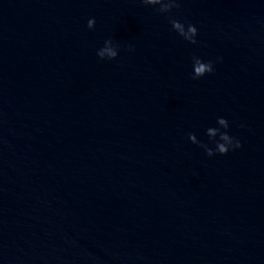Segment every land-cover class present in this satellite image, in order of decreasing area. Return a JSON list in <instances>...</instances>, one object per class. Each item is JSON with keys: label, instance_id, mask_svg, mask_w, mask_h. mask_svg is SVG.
Instances as JSON below:
<instances>
[{"label": "water", "instance_id": "1", "mask_svg": "<svg viewBox=\"0 0 264 264\" xmlns=\"http://www.w3.org/2000/svg\"><path fill=\"white\" fill-rule=\"evenodd\" d=\"M171 15L197 44L139 0H0V264H264V0ZM218 117L242 147L208 157Z\"/></svg>", "mask_w": 264, "mask_h": 264}, {"label": "clouds", "instance_id": "2", "mask_svg": "<svg viewBox=\"0 0 264 264\" xmlns=\"http://www.w3.org/2000/svg\"><path fill=\"white\" fill-rule=\"evenodd\" d=\"M139 2L146 7L152 6L154 11L165 15L168 22L171 24L172 30L185 41L190 44L198 43L197 36L199 35V31L197 27L191 23L182 22L180 19L171 15L174 9H179L181 7L182 0H139ZM95 24V18H90L87 22L88 29H94ZM119 50V44L114 43L112 39H108L104 42L103 47L97 50L96 54L100 60H115L119 55ZM134 50L135 49L131 44L127 46V51L132 52ZM222 59V57H218L215 61H204L200 57L193 56L191 78L196 80L207 74H212L215 71V63L222 61ZM216 123L218 127H209L206 131L209 141L215 145L214 148L210 147L209 144L198 140L195 133H189L188 139L191 143L204 149V152L208 157L217 154L227 155L230 151H235L242 147L241 141L230 135L228 131L230 124L226 118L218 117ZM241 127H243V125H241ZM93 260H95L94 257Z\"/></svg>", "mask_w": 264, "mask_h": 264}]
</instances>
